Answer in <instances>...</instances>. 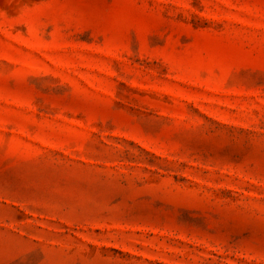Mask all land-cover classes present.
Returning <instances> with one entry per match:
<instances>
[{
    "label": "rangeland",
    "instance_id": "374dc122",
    "mask_svg": "<svg viewBox=\"0 0 264 264\" xmlns=\"http://www.w3.org/2000/svg\"><path fill=\"white\" fill-rule=\"evenodd\" d=\"M0 264H264V0H0Z\"/></svg>",
    "mask_w": 264,
    "mask_h": 264
}]
</instances>
